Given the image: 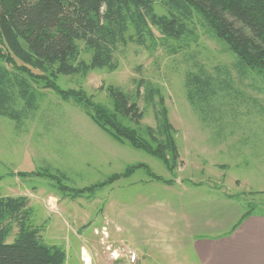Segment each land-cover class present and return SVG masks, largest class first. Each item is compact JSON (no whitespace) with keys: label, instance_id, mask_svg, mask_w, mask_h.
<instances>
[{"label":"rangeland","instance_id":"obj_1","mask_svg":"<svg viewBox=\"0 0 264 264\" xmlns=\"http://www.w3.org/2000/svg\"><path fill=\"white\" fill-rule=\"evenodd\" d=\"M194 22L191 37L155 32L146 47L129 44L115 71L56 80L107 107L106 89L119 88L141 113L137 123L119 119L143 137L163 114L177 151L174 161L166 156L170 171L53 89L35 86L36 110L20 123L0 117V198L31 194L34 224L45 243L63 247L66 264H134L136 256V264H195L193 241L222 235L248 210L264 212L263 77L239 73L231 50ZM199 71L214 93L192 104L185 78Z\"/></svg>","mask_w":264,"mask_h":264},{"label":"trees","instance_id":"obj_2","mask_svg":"<svg viewBox=\"0 0 264 264\" xmlns=\"http://www.w3.org/2000/svg\"><path fill=\"white\" fill-rule=\"evenodd\" d=\"M197 17L234 54L239 73L256 70L264 80V0H0V117L20 123L36 110L35 86L53 89L63 100L77 101L111 138L172 170L166 156L174 161L177 151L163 114H156L155 128H146L143 137L119 119L137 123L141 117L119 88L106 89L112 99L107 107L82 91L58 89L56 80L115 71L129 44L146 47L155 32L172 40L191 37ZM211 83L204 72L187 74L190 102L206 101L214 93ZM43 229L34 224L27 197L0 198V264H66L65 250L45 243Z\"/></svg>","mask_w":264,"mask_h":264},{"label":"crops","instance_id":"obj_3","mask_svg":"<svg viewBox=\"0 0 264 264\" xmlns=\"http://www.w3.org/2000/svg\"><path fill=\"white\" fill-rule=\"evenodd\" d=\"M25 197L33 209L34 197L31 194ZM228 228L222 235L200 237L192 242L195 264H264V212L246 211ZM137 261L136 256L134 264Z\"/></svg>","mask_w":264,"mask_h":264},{"label":"built area","instance_id":"obj_4","mask_svg":"<svg viewBox=\"0 0 264 264\" xmlns=\"http://www.w3.org/2000/svg\"><path fill=\"white\" fill-rule=\"evenodd\" d=\"M130 259L133 260V262H134V260H135V255H134V254H131V255H130Z\"/></svg>","mask_w":264,"mask_h":264},{"label":"bare ground","instance_id":"obj_5","mask_svg":"<svg viewBox=\"0 0 264 264\" xmlns=\"http://www.w3.org/2000/svg\"><path fill=\"white\" fill-rule=\"evenodd\" d=\"M87 260H84V262L86 263Z\"/></svg>","mask_w":264,"mask_h":264}]
</instances>
